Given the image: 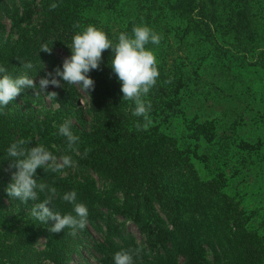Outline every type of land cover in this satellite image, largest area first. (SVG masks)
Listing matches in <instances>:
<instances>
[{
    "label": "trees",
    "instance_id": "trees-1",
    "mask_svg": "<svg viewBox=\"0 0 264 264\" xmlns=\"http://www.w3.org/2000/svg\"><path fill=\"white\" fill-rule=\"evenodd\" d=\"M15 1L0 0V19L10 18L15 24L21 19L20 16L30 19L34 12L23 9L18 13ZM40 1L37 17L33 21L46 28L41 30L42 33L50 35L49 38L52 36L48 41L49 48H61L69 56L72 37L76 34L75 24L80 17L78 8L85 15L90 14L91 20L101 14L114 16L116 19L129 18L128 24L132 28L145 25L160 36L158 29L165 28L176 20L185 25L191 36L201 44L192 53L193 58L204 59L206 53L219 47L218 42L222 37H227L231 46L239 48L240 52L251 53L264 48V29L260 27L259 9L255 0H122L117 3L118 8L114 0ZM52 3L58 4L54 10L49 9ZM124 6L129 7L123 10ZM132 28L129 35L132 34ZM160 45L161 42L158 46L149 43L146 48L158 53ZM38 49L35 48V52ZM262 51L257 53V57L264 54V49ZM113 58L114 56L107 57L106 54L102 57L100 70L89 73L90 78L95 81V88L87 93L91 100L89 110L97 113L99 120L106 119L102 126L108 131H112L109 129L110 125L117 116L124 113V105H127L123 100V93L118 95L121 85H117V76L109 71ZM31 63L34 67L31 71L26 69L25 74L36 80V84L47 73L60 67L52 53L40 52L32 57ZM202 78L199 75L186 76L182 81L176 80L173 81L174 85H170L166 73H160L151 90L159 86H169L172 90L169 91L168 103L151 108L152 123L157 122L156 118L161 114L171 118L168 124L173 122L172 116L178 118L177 113L184 115V98L193 97L198 85H210L214 91L213 96L209 95V111L213 114L217 107L222 109L221 105L213 102L221 92H225L223 83H228L231 78L236 80V77L228 69ZM61 83L63 90L72 88L68 83ZM249 93L257 95L252 89H249ZM231 112L228 109L220 111L223 116L221 121L229 118ZM114 126L121 131L117 137H112L106 143L80 148L79 154L64 149L50 151L57 157L72 156L75 164L66 170L75 172L74 181L62 184L52 172L37 169L34 178L38 183L43 182L57 189L53 201L62 203L61 210L57 211L62 215L72 212L73 206L62 197L67 192L75 191L77 202L88 208L87 225L95 228L100 224L105 225L111 236L112 232L118 231L116 227L110 228L113 215L133 223L142 236L138 254L143 259V264H264V243L256 228L248 224L247 220L239 223L234 217L225 215L227 209H223L222 201L211 187L194 182L192 192L195 195H183L179 185L182 177L176 170L174 154L179 140L165 133L157 123L154 127L155 134L162 138V142L157 140L148 149L143 138L147 130H138L136 123L132 121L122 126L116 123ZM226 131L227 129H222L215 138L220 144L217 153L208 149V152L200 155L215 181L221 175L217 174L221 170L220 166L224 171L231 168V155L224 148L231 139L226 136ZM85 149H90L87 156L83 155ZM11 163L7 152L0 154V176L12 175L15 169L9 170ZM89 172L107 183L102 192L95 188L90 178H86ZM79 176H82L81 180L75 179ZM117 193L121 195L120 199ZM251 218L246 217L248 220ZM30 221L33 226L23 228L15 234L12 210L4 207L3 211L0 201V264H37L43 259H48L53 264H69L89 244L86 227L77 229L74 235L73 230L68 227L59 233H52L48 229L54 226V221L50 220L47 225L33 217ZM124 225L120 223L121 228ZM232 229L234 232H231ZM40 238L46 241L45 249L41 251L33 247ZM202 243L207 245L212 261L208 260L209 254L202 248Z\"/></svg>",
    "mask_w": 264,
    "mask_h": 264
},
{
    "label": "rangeland",
    "instance_id": "rangeland-1",
    "mask_svg": "<svg viewBox=\"0 0 264 264\" xmlns=\"http://www.w3.org/2000/svg\"><path fill=\"white\" fill-rule=\"evenodd\" d=\"M114 1L117 4L122 0ZM254 3L259 9L260 27L264 29V0H255ZM40 5V0H16L15 6L18 13L24 11L23 9L34 12L30 19L20 16L21 19H18L17 24L10 18L0 19V66L5 67L7 74L13 78L25 75L26 69L22 67V64L32 62V57L40 53L42 44L48 45V41L52 39V36L49 38L50 35L41 32L46 28L36 25L33 21L37 17L36 13ZM128 7L124 6L123 10ZM81 11V8H78L80 17L75 26L80 27L75 28L76 33L88 25H93L104 31L115 44L121 32L131 31L132 25L128 24L129 18L116 19L114 16L107 17L106 14H101L97 15L95 20H91L90 14L85 15ZM108 11H110L109 8ZM158 32L162 37L161 45L159 52L154 54L158 61L159 73H166L171 80L170 85L173 81H182L186 76L199 75L204 78L206 75L221 73L228 69L236 80L231 78L228 83H223L225 92L223 94L221 92L213 102L221 105L222 109L217 107L213 114L208 108L211 105L208 101L209 95H214L211 86H196L194 96L184 98L186 101L182 112L184 115L177 113L178 118L172 116L174 120L168 124L171 118L161 114L156 118L157 122L146 129L147 132L144 133L147 134L143 136L146 148L150 149L157 140L162 142V138L155 134L154 127L158 123L159 128L162 127L165 133L179 140L174 154L176 170L182 177L179 185L183 195H195V192H192L194 182L208 185L222 201L223 209H227L224 212L225 215L234 217L239 223L247 220L248 224L256 228L260 240L264 243V54L257 57V53L264 48L251 53L240 52L239 48L231 46L227 37H222V40L219 39L218 42L219 47H214L212 51L206 53L204 59L193 58L192 53L196 52L201 44H198L191 36L185 25L174 20L165 28L158 29ZM35 48H39L38 51L35 52ZM51 49V53L62 69L64 59L70 56L61 48ZM106 54L107 57L113 56L111 49L105 50L102 57ZM109 71H112L111 65H109ZM116 79L117 85H121L118 77ZM36 85L35 90L28 88L22 90L20 95L0 111V154L6 153L12 143L21 139L31 142L27 145L29 148L43 144L51 152L67 150L66 138L58 133L59 126L66 120L71 121V131L79 137V149L106 143L112 137H117L121 131H119L120 128H115L116 123L121 126L131 121L143 123L142 117L132 114L135 108L134 101L124 100L127 104L124 105L126 106L124 113L114 119L109 127L112 131L105 130L102 124L106 119L99 120L97 118L99 115L89 110L90 97L79 85H71L72 88L69 90L49 85L47 92H57L56 98H49L46 93L39 90V83ZM176 86L179 84L176 83ZM249 89L257 92V95H251ZM171 90L172 87L159 86L155 90H150L143 99L151 103V108L163 106L168 103ZM120 94H122L121 91L118 95ZM223 109L232 110V112L229 118L221 121L223 116L220 111ZM224 128L227 129L226 136L231 138L224 146L231 155L229 158L231 168L224 171L220 166L221 170L217 174L221 175L215 181L212 180L213 176L207 168V163L200 155L208 152V149L212 153L219 151L220 144L215 138ZM74 173L73 170L64 169L63 172L53 174L60 183L64 184V182L74 181ZM79 177L75 179L81 180L82 176ZM86 178L94 182L98 191L102 192L105 189L107 183L99 180L93 172H89ZM9 183H11V174L0 176L2 210L4 211V207L12 210L15 221L13 232L16 234L23 228L33 226V222L30 221L31 208L46 197L44 193H40L37 200L21 202L18 198L7 195L6 188ZM117 195L120 199L121 195L118 193ZM61 206V202L55 201L49 205L54 211L61 210ZM250 216L251 219H246ZM112 220L110 228L116 227L118 231L124 228L119 233L115 230L111 236L105 225L100 224L96 228L86 225L89 244L81 249L80 254L74 256L69 264H114V254L121 250H131L133 264H143V259L138 254L142 236L137 227L117 215H113ZM120 223L125 225L121 228ZM231 232L234 230L232 229ZM45 244V239L40 238L33 247L41 251L45 249ZM201 246L208 252L205 243ZM208 260L212 261L210 254ZM37 264L53 263L43 259Z\"/></svg>",
    "mask_w": 264,
    "mask_h": 264
},
{
    "label": "clouds",
    "instance_id": "clouds-1",
    "mask_svg": "<svg viewBox=\"0 0 264 264\" xmlns=\"http://www.w3.org/2000/svg\"><path fill=\"white\" fill-rule=\"evenodd\" d=\"M58 4L52 3L50 10H54ZM75 27H80L76 25ZM162 37L145 25L134 26L132 34L121 32L118 42L113 43L106 33L93 25H88L72 37L70 45L71 56L64 59L61 67L53 72L47 73L45 78L39 80V90L48 95L49 98H56L58 93L47 92L49 85L54 88H61V81L70 85H79L88 94L94 90L95 81L90 78L89 73L93 70H100L102 53L111 49L114 58L111 60V68L121 82L123 100H132L135 103L133 115L142 117L143 123L137 122L138 130H146L151 124L150 118L151 103L145 102L143 97L147 96L150 90L156 85L160 75L158 61L154 52L146 48L149 43L159 45ZM52 49L42 44L41 51L51 54ZM25 69L31 70L34 66L31 62L22 64ZM169 83L171 80L168 81ZM37 89L35 81L26 74L13 78L7 74V69L0 66V111L4 106L13 101L22 90ZM37 93L35 92V95ZM59 135L66 138L67 150L79 154V137L71 131V121L66 120L59 126ZM31 143L21 139L12 143L7 149V155L12 160L9 170L15 169L11 175V183L6 188V193L11 198H18L21 202L37 200L40 193L45 194L42 202L36 203L31 208V216L47 225L54 221V226L48 230L52 233H59L66 227L73 230L84 229L88 223V208L83 203L77 202L75 191L67 192L62 199L73 206L72 212L61 214L54 211L52 201L57 195V189L34 178L37 169H44L50 172H63L66 168L74 166L75 162L71 155L57 157L45 148L43 144L35 147H27ZM90 149H85L84 156L88 155ZM74 213V214H73ZM114 264H133L131 250H121L114 254Z\"/></svg>",
    "mask_w": 264,
    "mask_h": 264
}]
</instances>
